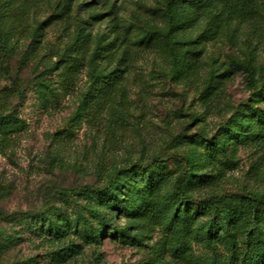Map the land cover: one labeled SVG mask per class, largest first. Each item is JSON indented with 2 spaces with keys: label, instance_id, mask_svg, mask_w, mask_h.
Here are the masks:
<instances>
[{
  "label": "rangeland",
  "instance_id": "obj_1",
  "mask_svg": "<svg viewBox=\"0 0 264 264\" xmlns=\"http://www.w3.org/2000/svg\"><path fill=\"white\" fill-rule=\"evenodd\" d=\"M39 1L40 13L15 23L13 0H0V264H241L247 243L264 241L262 204L175 199L181 222L140 219L149 181L169 175L162 192L172 195L178 164L166 155L146 169L137 161L166 148L188 157L191 196L264 195V31L235 23L223 34L215 1L199 12L183 0H116L137 38L156 31L162 40L132 46L128 102L98 105L89 101L93 79L120 68L121 56L108 68L86 58L72 79L65 66L76 36L91 34L101 47L114 38L108 6L73 0L70 13L42 28L64 0ZM190 40L204 51L193 84L177 78L172 54ZM117 168L103 191H62L101 185ZM245 209L252 220L240 235L233 223ZM213 221L219 226L208 229Z\"/></svg>",
  "mask_w": 264,
  "mask_h": 264
},
{
  "label": "trees",
  "instance_id": "obj_2",
  "mask_svg": "<svg viewBox=\"0 0 264 264\" xmlns=\"http://www.w3.org/2000/svg\"><path fill=\"white\" fill-rule=\"evenodd\" d=\"M102 1V3H100ZM177 0H168L169 4H174ZM186 4L192 6L199 12L210 10L211 2L215 1L219 5V11L215 14L216 26L223 34L228 32V28L237 23L244 24L245 27L253 31H264V0H183ZM14 7L11 8L10 17L16 23L20 19L28 20L32 14H38L41 7L39 0H13ZM100 6H108L106 19L113 23L112 34L114 38L106 47L94 46L93 36L86 34L76 36L73 42L68 45V50L74 54V57L66 59V71L69 79H72L80 70L83 60L89 58L90 64L94 67L101 66L105 68L112 66L121 56V67H116L106 72L101 77L94 78L93 92L90 94V103L96 101L98 105L114 104L116 101L123 106L128 102L127 75L134 70V53L132 46L139 49H151L157 47L162 40V34L156 31L148 32L137 38V32L133 25L128 24L122 17H119L116 0H95ZM73 0H64L62 9L59 12H53L40 21V26L48 27L58 21L63 14L72 11ZM89 5V3H88ZM104 18V13L96 16V19ZM123 33V34H122ZM135 37V38H134ZM134 38V39H132ZM0 37V61L5 57V49ZM181 53V55H179ZM172 54L175 60L176 75L180 81L192 83L194 79L198 80L200 70L203 69L204 51L198 48L197 42H177L172 47ZM264 94V81L261 83L258 92ZM212 94V91H211ZM119 97V99H118ZM208 104V99H205ZM88 107V105L86 106ZM1 108V107H0ZM1 110V109H0ZM1 114V111H0ZM166 155L177 162L178 170L173 177V192L170 196H165L162 187L169 175L161 173L155 175L147 184L142 208L137 217L143 220L155 223H164L167 215L174 222H181L184 215L177 207L175 199H181L185 202L197 203L199 205L210 206L219 199L239 198L243 205L262 204L264 206V195L249 194L246 192L228 191L217 195L206 197H195L189 195L183 186V182L191 170L188 157L184 154L169 151L162 148L155 155L146 161L138 160L137 163L143 169H146L151 163H158L161 156ZM121 168H117L109 173L103 184L95 185L84 183L74 188H62L66 193H77L82 190L103 191L116 182ZM201 180V179H200ZM206 180V179H204ZM249 210H244L243 214L234 221L233 226L238 234L248 229L251 224L249 215H245ZM6 214L0 213V217ZM219 224L216 221L211 222L207 228H217ZM5 233L0 229V237ZM264 260V241L253 240L247 243L243 251L241 264H257Z\"/></svg>",
  "mask_w": 264,
  "mask_h": 264
}]
</instances>
